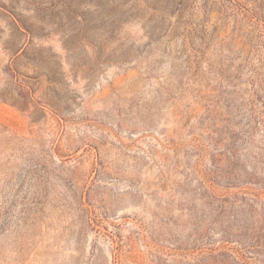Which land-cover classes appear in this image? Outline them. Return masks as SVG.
<instances>
[{
    "label": "rangeland",
    "instance_id": "374dc122",
    "mask_svg": "<svg viewBox=\"0 0 264 264\" xmlns=\"http://www.w3.org/2000/svg\"><path fill=\"white\" fill-rule=\"evenodd\" d=\"M0 264H264V0H0Z\"/></svg>",
    "mask_w": 264,
    "mask_h": 264
}]
</instances>
